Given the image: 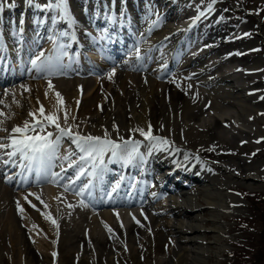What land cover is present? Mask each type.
Segmentation results:
<instances>
[{
	"label": "bare ground",
	"instance_id": "6f19581e",
	"mask_svg": "<svg viewBox=\"0 0 264 264\" xmlns=\"http://www.w3.org/2000/svg\"><path fill=\"white\" fill-rule=\"evenodd\" d=\"M34 1L45 4L44 11L49 2L21 0L16 4L10 3V0L6 3L5 0H0L2 5L0 6V70L7 68L8 62H12L11 66L17 65V61L10 57L13 56L11 54L13 52H17L16 59L24 62L25 57L30 56L33 47L37 46L36 41L39 39L41 43L44 42L35 57L42 51L45 57L51 59L53 69H64L76 75L78 72H83L81 69L93 67L83 54L84 48H87L85 44L96 46L107 58H113L116 56V50L122 51L125 46L123 42L129 39L126 33L128 21L132 22L131 30L133 24L140 26L143 36L134 40L129 46L126 44L128 47L126 57L118 60L115 74L112 79H108L111 86L108 91L106 90L107 94L106 92L102 94L107 97L104 98L105 102L103 99L104 104L100 110L98 107L94 108L96 98L99 97L96 92L103 88V82L108 75H103L105 78L93 76L71 82L59 78L57 81L60 84L57 83L58 87L55 86L54 89H49L47 79H40L41 73L35 71L32 73L34 80L30 82L29 87L23 81L11 86L3 83L0 88V112H3L4 116H0V120H3L0 128L7 131H0V137H7L13 127L23 126L25 120L32 122L33 117L29 116V112L36 113L37 118L42 120L38 112L41 105L44 106L46 113L56 111L55 93L59 92L63 97L64 105L70 109L69 124L74 126V132L81 135L103 136L107 131L112 139L122 137L124 140H138L141 143L138 154L128 162L121 157H112L111 153H105L103 164L96 169L97 175H84L81 177L82 181L81 179L76 181L74 189L82 188L88 181H91V185L85 190L84 196H77L74 193L75 200H73L66 196L62 185L67 183L69 178L75 177L78 166H83L86 172L94 169L92 161L89 163L81 161L82 154H74L81 151L73 142V137L62 136V144H57L55 151H50L44 157L43 167L48 173H60V180L66 179L62 183L50 182L46 184L44 190L31 186L19 191L21 194L19 199L25 209L26 218L36 226L33 228H26L18 218V198L9 188L11 185L9 180H14L13 175L16 176V172L6 173V181L0 178V264H4L2 256L8 257L13 264H60L61 260V264H67L71 259L75 264H205L204 233L206 231L212 233V242L219 245L220 249L222 247L220 240L225 233V224L221 222L220 217L231 208L237 209L242 203L238 196L229 191V184L236 178L250 181L257 177V174L264 173V159L257 164L252 161L256 153L260 157L264 149V144L261 147L260 144L254 147L257 141H264V136L258 135L261 131L255 126L260 119V110H264V103H261V97H264V54L261 52L264 50L259 48L262 41L264 44V40L258 31L260 20L250 18L249 22L245 23V21L233 22L225 18L220 25L221 17H226L225 8H228L226 3L228 0H222L223 2L216 0L212 4L211 12L206 11L211 0H192V4L190 0H160V5L156 0H102V6L107 9L122 8L126 12L118 18L121 19L120 22L116 20L114 24L106 23L109 27L105 26V23L101 24L98 36L103 34V37L97 41L95 37L85 38L81 14L74 9V1L66 0L67 14L56 7L51 22L44 14H41L42 17L39 16V9L33 4ZM82 1L88 2V0ZM55 3L56 0L54 5ZM191 5L196 9H192ZM68 7L72 8L71 11ZM199 10H204L205 16L193 24L192 21ZM8 11L11 18H20L22 12L25 14V22L23 23L22 20L18 24L16 33L14 27H12L13 31L8 30L9 19L4 21L2 18L8 16L5 15ZM91 11L93 12H88V18L101 23L99 20L101 17L97 18V13ZM106 19L110 18L106 17ZM254 21L255 23L251 24ZM152 24L153 27L148 29L147 25L150 28ZM250 24L255 30L252 29L251 34H249L251 29L248 28ZM86 30L92 29L88 26ZM51 31L54 32L52 40H45L44 37ZM208 35H211V38H208ZM243 36L246 39L242 40L241 44H231L241 40ZM250 40H252L250 44L245 42ZM228 44L231 47L227 50ZM185 45H194L195 55L180 57V62L170 70L171 78L163 79L175 81L176 85L172 87L173 82L158 80V77L170 67L169 64L178 58L175 56L183 51ZM61 48H65V54L69 48L74 54L69 61L65 60L57 65L61 57L59 55L62 52ZM136 49L140 50L142 57L139 61L136 60ZM89 52L88 54L91 55ZM229 58L233 59L231 62L234 68L231 70L227 64L230 62ZM23 62L21 66L24 65ZM72 65L73 71H70L68 68H72ZM79 84L84 85L81 91L78 89ZM21 85L27 86V89L32 88L34 99L32 100L35 105L27 101V91ZM46 92L47 97H45ZM99 103L96 102L100 107ZM93 108L95 111L98 109L99 113ZM59 115L60 123L64 126L63 113ZM72 116L76 119L72 120ZM236 123L247 125L249 131L237 129ZM114 124L118 131L113 130ZM149 124L152 135L168 138L173 146L168 148V144L152 147L155 142L145 140L139 132H134L135 136L130 137L131 126H134V129L147 130ZM127 131L130 135H123V132ZM48 132L52 133V139L59 135L55 126L46 125L45 133ZM195 134L201 136L203 140L194 138V142L189 144ZM227 134L232 138L234 134H238L234 144L232 139L226 137ZM214 136H221L220 141L226 143L224 151L210 147L208 140H212ZM0 142L9 143L7 139ZM193 144L196 145L195 149L191 147ZM203 144L205 146L208 144L207 149L212 153L216 152L220 155L242 153L250 159L240 158L236 162L239 163L240 168L235 169L231 163L228 169L224 168L228 170L229 177L227 175L220 177L218 174L211 176L209 170L196 173L193 171L196 168L193 166L195 160L191 162L196 155L193 151L202 148ZM207 149L202 150V154L207 152ZM8 151L11 149H0V165L5 164V161L8 164H18L19 162L16 161L20 154L9 158L6 155ZM65 156L69 158L73 156V159L65 160ZM164 159H167L165 166L168 167L164 166L167 169L160 171L159 163ZM250 161L251 164L246 165ZM36 162L32 176L20 174L22 178L19 180L37 178L36 167L39 166V160ZM69 163H73L74 167L69 168ZM53 164L55 169L52 167ZM62 166L67 171L61 172ZM127 166L136 168L140 183L145 181V177H152L151 182L155 185L151 184L145 196L141 185L130 183L129 179L136 175H127L125 170L129 169L124 168ZM153 170L155 172H152ZM193 174L202 181L201 207H198L197 199L192 192L181 186L184 182L180 178H185L186 181L193 180ZM110 175H114L110 187L113 189L119 185L113 193L119 197L124 191L129 198L128 202L121 208L103 207L91 210L82 207L80 205L82 198L94 199L92 195L105 186ZM162 182L164 185L161 184ZM137 190L138 193L133 194ZM162 192L165 199L155 201L154 198ZM28 193H36L44 203L35 196H28ZM142 195L145 197V202H148L147 205H143ZM135 196L141 197L142 201L133 199ZM25 197L28 199L26 200ZM33 204L36 207H33ZM44 204L48 207L45 208ZM139 205L141 207L136 208ZM203 207L209 214V219L199 216L201 212L199 210ZM41 212L49 213L57 220L59 227H54L41 215ZM203 222H208L207 230L201 225ZM108 228L112 231L109 232ZM31 240L36 243L34 249L31 247ZM162 249L166 250L165 256L149 263L148 253ZM37 252L41 253V257ZM53 252L57 253L55 258Z\"/></svg>",
	"mask_w": 264,
	"mask_h": 264
},
{
	"label": "rangeland",
	"instance_id": "374dc122",
	"mask_svg": "<svg viewBox=\"0 0 264 264\" xmlns=\"http://www.w3.org/2000/svg\"><path fill=\"white\" fill-rule=\"evenodd\" d=\"M13 1L17 2V0H13ZM220 1H222V0H220ZM190 3L192 4V0H190ZM190 3H188V5H190ZM226 3H227V7H228V8H225L226 17H221L222 21L220 19V25L223 24L225 18L231 19V21H233V22L245 21V23H248L250 18H254V19L257 18V20H260V24H259L260 30H258V31L264 40V0H228ZM106 17L110 18L108 15ZM6 18L9 19V16H7ZM120 20L121 19H119V22H120ZM8 21H7V23H9ZM254 23H255V21L252 22L251 24H254ZM251 24L248 26V28L251 29V32L249 34L253 33L252 29L254 30V28H252ZM242 28H244V27H242ZM244 29H246V28H244ZM208 38H211V35H208ZM244 39H246V38L243 36V37H241V40H236L235 42H231V44L232 45L233 44H241L242 40H244ZM245 42H249V44H250L252 42V40L245 41ZM249 44L245 43V45H249ZM230 47H231V45L228 44L226 49L228 50V49H230ZM259 48L262 51L264 50L263 41H262V45ZM191 49H192V47L190 48L189 52L191 51ZM241 50H243V49H241ZM261 54H264V51L261 52ZM212 55H213V57H215L214 54H212ZM232 60L233 59L229 58L228 61H230V62H227L228 66H229V70L234 68L233 62H231ZM110 70H112V69L109 68L107 70V72L102 74V76L103 75L107 76L108 73L111 72ZM29 78H30V80H29ZM32 80H34V79H32V76L28 75V77H25L23 79V82L25 83V85H28V87H29L30 82ZM25 81H28L29 83L25 82ZM48 81L49 80H47L46 83H48ZM68 81L69 80H67V82ZM104 82H103V88L99 89L101 91L98 90L99 92L98 91L96 92L97 96H99L98 98H96V100H97L96 102L99 103L102 100L101 101L102 103L101 102L99 103L100 107L98 104H96V102L94 105V108L98 107L99 110L103 106L105 99L107 97L106 95H102V94H104L105 92L107 94V91L110 89V86H111L108 83L109 82L108 78H106L104 80ZM163 82H170V83L173 82L172 83L173 85L170 84V85H172V87L176 85L175 81H164L163 80ZM51 83L56 84V85H53L54 87L52 89L58 87L57 83L60 84L59 81H57V80L56 81L53 80V81H51ZM45 85H47V84H45ZM73 87H75V86H73ZM76 88L77 87H75V89ZM28 89L29 90L27 91V101L30 102L31 104L35 105L33 102L34 99L32 96L33 90H32V88H28ZM102 89H104L103 92H102ZM28 92H30V93L28 94ZM166 93H168V91H166ZM29 96H30L31 100L29 99ZM103 99H104V102H103ZM261 101H262L261 103H264V99H261ZM94 108H93V110L95 111ZM98 109L95 112L99 113ZM259 114H260V119L258 121V124L256 123L255 126H257V129L259 131H261L258 133V135H261L263 137L264 136V126H263L264 125V110H260ZM238 126H240L241 128L236 126L237 129H240V130L246 131V132L249 131L247 125L240 124ZM131 129H134V126H131L129 128V131ZM129 131H127L126 133L123 132V135H130V134H131L130 136L134 135L133 134L134 131H130V134H129ZM237 135L238 134H236V135L234 134L233 138H232V136L230 134H227L226 137L228 139L229 138L232 139L233 144H234V141L237 138L236 137ZM194 136L195 137L192 138V140L190 141L189 144L194 142V140H195L194 138L203 140V138L201 136H198L197 134H195ZM220 137L214 136L212 138V140H208V143H209L210 147H212L213 149H215L217 151L218 150L224 151V149H225L224 147L226 146V143L221 142ZM166 139L168 140V138H166ZM194 144L191 145V147H194V149H195L196 145H194ZM262 144H264V141L256 143V145L254 147L255 148L258 147L257 145H259V147H261ZM172 146L173 145L170 142L168 148H170ZM207 148H209L208 144H207V146H205V144H203L202 148H197V150L193 151V153H195L196 155H194V159L191 162H193L195 160L193 166L196 168L193 171H195L196 173H201L204 170H209V174L211 176L218 174V176H220V177H224L225 175H227V177H229L227 174V171H228L227 169H228V166L230 163L236 169V168H240L238 166L239 163H236V162H238V160L240 158L250 159L249 157H246L242 153H235V154L224 153V155H220L216 152L212 153L211 151H208ZM255 148H252V149H255ZM204 149H207V152H204V154H202L201 151ZM262 151H263V153L260 155V157H258V153H256L254 158H252V161H255L254 164H257L260 161H263L264 149H262ZM162 161L167 165V163L164 160H162ZM247 164H251V161L249 163H246V165ZM260 164H262V163H260ZM246 165L240 164V166H242V167H246ZM224 168H227V169H224ZM193 176H196V175L193 174ZM235 176H236V174H235ZM256 176L257 177H254L250 181L247 180L248 182L244 181V180H238L236 178L235 181L233 180L234 182L232 181V183L229 184V186H228L229 191L230 192L234 191L235 192L234 194L240 198L242 203H241V206L238 207L237 209L231 208L230 210L227 211V213H224L223 216L221 215V217H220L221 222L223 224H225V233H224V236L220 240L221 245H222V247L220 249L218 248L219 245H215L214 242H212V239H213L212 233H210L209 231H206L204 233L203 238L205 240L204 245H205V249H206V253H205L206 257H205V261H204L205 264H264V173H259ZM21 178H22V175L19 176V179H21ZM180 180L182 182L186 181L185 178H180ZM187 181H188V179H187ZM200 182H202V181H200ZM188 183H189V190L192 192V195L195 196V199H197L198 207H201L202 205L200 203H202V195L200 194L201 189H200V186H198V181L195 182V181H192L189 179ZM20 189H22V188H17L15 191L16 194L14 193L16 198H18L17 201L19 202L20 207L23 209L22 212L18 210L20 212V213L17 212V214H19L18 218L20 219V221L22 222V224L26 228H29V227L33 228V225L26 218L25 209L22 206V202L19 199V197L21 195L19 192ZM67 195L69 196L70 193H67ZM199 211H201V212H199L200 217H202L204 219L210 218L209 214L205 211L204 207L202 209H200ZM27 221H28V223H27ZM205 221H207V220H205ZM207 224H208V222L201 223V225L204 226V229H206V230H207ZM27 225H28V227H27ZM30 242L32 245L31 247L33 248V246H35L36 243L32 240ZM218 249H219V251L216 255V251ZM162 250L156 251L155 253L154 252L152 253V251L149 252L148 253V256H149L148 259L150 258L149 263H153L156 259H158V258L161 259V257H164L166 254V250H164V249H162ZM38 254H39V257H41L40 256L41 253L39 252ZM2 258H4L3 259L4 264H13L8 257L2 256ZM58 260H60V259H58ZM61 261H59L60 264H61ZM67 264H75V262L73 261V259H71L70 261L68 260Z\"/></svg>",
	"mask_w": 264,
	"mask_h": 264
},
{
	"label": "snow or ice",
	"instance_id": "6c2138e0",
	"mask_svg": "<svg viewBox=\"0 0 264 264\" xmlns=\"http://www.w3.org/2000/svg\"><path fill=\"white\" fill-rule=\"evenodd\" d=\"M6 2L7 0H5V3ZM215 2L216 0H211V3H209L207 6V10H206L207 12L212 11V4H214ZM53 6L60 8L65 14H67L66 0H56L55 5L52 4L47 5V7H53ZM203 16H205V11L199 10L198 15L193 19L192 23L195 24L196 21H198ZM237 55H239V53H237ZM141 59L142 57L140 56V50L136 49V60L139 61ZM30 63H31L30 70H34L36 73H41V74L52 73L53 63L50 58L45 57V54L43 52L37 55L35 59H32ZM125 63H127V61H125ZM114 74H115V69H113L111 72L108 73V79H112ZM21 87H23L25 91L29 90L24 85H21ZM53 87L54 86L49 80L48 88L52 89ZM189 87H191V85H189ZM55 96L57 98L56 111H48L46 113L44 106L41 105L40 108L38 109V112H39V117H41L42 120L37 118L36 113L29 112V116L33 117L32 122L25 120L23 126L13 127L7 137H0V140L7 139L9 141V143L0 142V149H6V148L11 149V151H8L6 153V155L9 158L14 157L19 153L20 159L22 161L26 160L29 162L28 163L29 169L32 168L34 162L39 160V166L36 167L37 177L39 178L42 175H50L51 182L58 183L61 178L60 173H55V172L48 173L47 169L43 167V160L44 157L50 151L52 152L55 151L56 145L59 143L60 137L62 136L73 137V142L77 145L80 151L84 153V155L80 157V160L84 162L92 161V168L94 170L91 172H86L83 166H78V171L76 172L75 177L69 178L68 182L62 185L65 191H69L70 189H74V185L76 184V181L80 180L82 176L84 175L94 176L98 174L96 169H98L99 166L103 164V157L105 153H111L112 157H121L125 159L126 162L130 161L135 155L138 154V148L141 143L138 140H124L122 137H118L117 139H112L107 131H105L103 136L81 135L78 132H74L73 131L74 126L72 124H69L70 109H68L64 105L63 97L61 93L56 92ZM45 97H47V92L45 93ZM261 98L264 99V97ZM77 104H79V101H77ZM61 112L63 113L64 126H62L60 123L61 117L59 113ZM0 116H4V113L0 112ZM71 119L75 120L76 118L72 116ZM2 124H3V120H0V125ZM46 125L55 126V129L59 133V135L56 136L55 139L51 138L52 133L50 132L45 133ZM37 129L39 131H37ZM113 130L118 131V128L115 124L113 125ZM0 131H7V130L0 128ZM130 131L139 132V134L143 136L145 140L149 142H155L152 145V147L170 144V141H168L166 138L156 137L152 135L150 124L148 125L147 130L143 128H135V129H131ZM29 132H32L34 134L29 135L28 134ZM41 133H45V134L42 135ZM257 143H259V141H257ZM149 150L151 151V148ZM64 159L68 160L69 157L65 156ZM5 163H7V161H5ZM68 167L72 168L74 167V164L69 163ZM65 171L67 170L62 166L61 172H65ZM90 185H91V181L84 184L83 187L79 188L78 190L74 189L75 194L77 196H84L85 190L89 189ZM118 186L119 185L113 188V192L116 191V188ZM28 196H35L37 200H40L41 203H44L41 200V197L36 193H28ZM25 199L27 200L28 197H25ZM29 203H31V201H29ZM80 205L82 207H87V204H85L84 200L80 201ZM32 206L36 207L35 204H33ZM68 206L72 207V205H68ZM44 207L47 208L48 205L44 204ZM17 208L19 211L21 212L23 211V209L19 205V202H17ZM41 215L44 216V218L48 220L54 227L56 228L59 227L57 220L53 219L49 213L41 212ZM133 218L135 219V217ZM136 222L139 223V221ZM33 227L36 226L33 225ZM105 227H107V225ZM108 231L111 232L112 230L108 228ZM52 255L55 258L57 253L53 252Z\"/></svg>",
	"mask_w": 264,
	"mask_h": 264
},
{
	"label": "trees",
	"instance_id": "16d2710c",
	"mask_svg": "<svg viewBox=\"0 0 264 264\" xmlns=\"http://www.w3.org/2000/svg\"><path fill=\"white\" fill-rule=\"evenodd\" d=\"M261 249V248H260Z\"/></svg>",
	"mask_w": 264,
	"mask_h": 264
}]
</instances>
